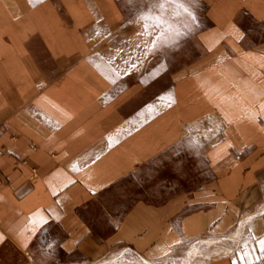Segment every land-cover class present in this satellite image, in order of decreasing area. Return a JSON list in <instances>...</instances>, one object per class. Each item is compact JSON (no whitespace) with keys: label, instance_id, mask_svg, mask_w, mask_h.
I'll return each instance as SVG.
<instances>
[{"label":"crops","instance_id":"obj_1","mask_svg":"<svg viewBox=\"0 0 264 264\" xmlns=\"http://www.w3.org/2000/svg\"><path fill=\"white\" fill-rule=\"evenodd\" d=\"M196 1L201 55L159 86L134 68L122 0H0V264L120 248L264 264V0ZM202 127L209 177L160 201L131 189Z\"/></svg>","mask_w":264,"mask_h":264},{"label":"rangeland","instance_id":"obj_2","mask_svg":"<svg viewBox=\"0 0 264 264\" xmlns=\"http://www.w3.org/2000/svg\"><path fill=\"white\" fill-rule=\"evenodd\" d=\"M122 4L125 5L126 11L125 30L132 38L135 50L141 55L140 61L134 68L143 79L156 81L162 86L169 82L174 73L201 55L202 50L196 41V34L199 29L207 25L205 7L202 3L196 0H122ZM210 132L209 127L192 129L188 139L176 146L172 153L144 167L140 181L131 182V189L142 194L143 198L160 201L168 195L193 188L207 176L203 171L207 164L201 154L206 149L207 144L204 140H207ZM198 168H201V175L197 174ZM262 189L259 192L260 196L264 197V187ZM231 243L205 241L198 243L197 248L203 246L211 253L210 256H213L221 249H229ZM190 254L188 256L184 251H179L164 260L146 262L132 251L120 248L94 263L76 258L65 262L67 258L63 259L64 264H203L205 262L204 256L201 257L202 262H199L198 249ZM189 257L190 261H186L185 259Z\"/></svg>","mask_w":264,"mask_h":264},{"label":"snow or ice","instance_id":"obj_3","mask_svg":"<svg viewBox=\"0 0 264 264\" xmlns=\"http://www.w3.org/2000/svg\"><path fill=\"white\" fill-rule=\"evenodd\" d=\"M192 19L194 20L195 17L193 16ZM40 223H43V221L41 220ZM5 239L6 237L0 234V243H3ZM260 249H261V253H264V238L260 240Z\"/></svg>","mask_w":264,"mask_h":264}]
</instances>
